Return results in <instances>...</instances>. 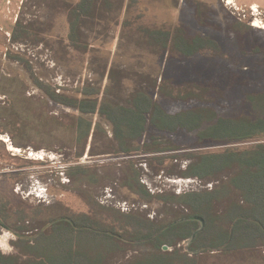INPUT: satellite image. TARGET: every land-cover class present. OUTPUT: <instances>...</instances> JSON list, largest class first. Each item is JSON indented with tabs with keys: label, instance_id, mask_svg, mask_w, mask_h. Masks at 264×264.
<instances>
[{
	"label": "rangeland",
	"instance_id": "1",
	"mask_svg": "<svg viewBox=\"0 0 264 264\" xmlns=\"http://www.w3.org/2000/svg\"><path fill=\"white\" fill-rule=\"evenodd\" d=\"M79 1L0 0V77L16 79L17 88L44 112L40 120L35 108L30 109L24 137L0 132V207L10 208L6 224L26 229L22 231L29 238L63 213H89L86 196L123 214L168 223L188 212L162 199L212 190L227 176L182 177L193 161L189 155L242 151L264 143V136L227 144L200 141L199 130L168 134L147 125L126 156L107 119L51 102L36 85L39 81L77 99L83 98L82 90L93 89L99 105L124 107H129L132 94L142 91L169 115L197 109L215 111L219 117L252 115L247 97L264 91V0H97L71 46L65 5ZM17 24L26 31L14 42ZM176 30L187 38H209L220 50L186 58L149 42L150 32ZM13 101L0 93L1 109ZM49 117L60 122V129ZM77 117L92 123L87 139L76 135ZM152 137L163 150L146 147ZM76 166L95 174L96 180L72 181ZM134 171L148 198L138 195L136 187L128 188L134 184L129 179ZM229 198L219 201V211L237 196ZM19 210L26 215L23 222L17 220ZM16 241L12 230H0L3 253H13ZM186 245L179 242L176 247ZM257 247L227 258L207 254L200 263L264 264V248Z\"/></svg>",
	"mask_w": 264,
	"mask_h": 264
},
{
	"label": "trees",
	"instance_id": "2",
	"mask_svg": "<svg viewBox=\"0 0 264 264\" xmlns=\"http://www.w3.org/2000/svg\"><path fill=\"white\" fill-rule=\"evenodd\" d=\"M96 1L80 0L75 6L65 5L71 46L77 43L79 24L91 15ZM22 31H26V28L19 24L14 27V42ZM148 39L160 50L170 49L186 58L208 52L215 54L220 50L218 44L209 38H187L177 30L174 34L170 31H153L148 33ZM5 82H9V85H5ZM36 85L51 102L70 107L81 114L99 113L107 119L113 126L119 150L128 154L126 156H130L131 144L143 135L147 125L168 134L199 130L197 138L200 141L226 144L264 136V91L247 97L252 115L219 117L209 109L169 115L142 91L132 94L129 107H124L109 103L99 105L97 99L93 98L96 96L93 89L82 90L83 98L77 99L58 94L39 81H36ZM17 86L16 79L0 77V93L9 95L12 100L14 98L6 110L0 108V132L11 131L24 137L30 126V116L27 117L30 109L35 108V117L40 120L44 112L41 104L26 98L23 90ZM48 120L55 122L60 129V122L54 117ZM204 124L206 126L200 130ZM91 130L90 121L76 118L78 138L87 139ZM156 138L152 137L153 142L146 145L151 151L163 150L155 142ZM189 157L193 161L181 173L182 177L205 180L223 173H227V176L212 190L162 199L188 212L168 223L123 214L86 196L89 213H63L48 220L33 238H29L25 235L28 231L23 232L26 229L13 230L6 224L10 208L2 205L0 230H12L17 241L12 243L13 253L5 254L0 250V264H201L202 256L207 254L227 258L237 253L254 252L259 248L257 246L264 248V143L242 151L226 148L221 152L191 154ZM72 170L76 171L70 176L72 181L96 180L95 174L82 167L76 166ZM129 179L134 184H128V188L136 187L141 197L151 196L140 184L136 171ZM231 195L237 198L225 207L223 205L219 211L216 207L219 201ZM23 212L16 211L20 215L17 220L22 222L26 218ZM200 220L204 223L203 228ZM179 242H187L186 247H176Z\"/></svg>",
	"mask_w": 264,
	"mask_h": 264
},
{
	"label": "water",
	"instance_id": "3",
	"mask_svg": "<svg viewBox=\"0 0 264 264\" xmlns=\"http://www.w3.org/2000/svg\"><path fill=\"white\" fill-rule=\"evenodd\" d=\"M192 219H196V218H192ZM200 221H201V224H202V228H203L204 224H203L202 220H200Z\"/></svg>",
	"mask_w": 264,
	"mask_h": 264
}]
</instances>
